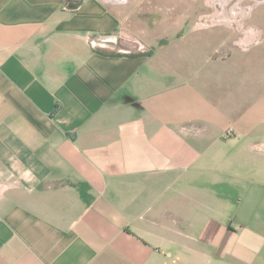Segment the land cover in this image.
<instances>
[{
    "label": "crops",
    "instance_id": "0c3cea01",
    "mask_svg": "<svg viewBox=\"0 0 264 264\" xmlns=\"http://www.w3.org/2000/svg\"><path fill=\"white\" fill-rule=\"evenodd\" d=\"M139 1L0 0V264H264V48Z\"/></svg>",
    "mask_w": 264,
    "mask_h": 264
},
{
    "label": "rangeland",
    "instance_id": "374dc122",
    "mask_svg": "<svg viewBox=\"0 0 264 264\" xmlns=\"http://www.w3.org/2000/svg\"><path fill=\"white\" fill-rule=\"evenodd\" d=\"M170 3L161 0L159 5L156 1L143 0L137 14L140 29L166 30L175 26L178 36L170 40H184L186 35L194 41L196 35L202 34L206 37L199 44L264 48V0H173ZM170 9L174 17L168 21Z\"/></svg>",
    "mask_w": 264,
    "mask_h": 264
},
{
    "label": "trees",
    "instance_id": "16d2710c",
    "mask_svg": "<svg viewBox=\"0 0 264 264\" xmlns=\"http://www.w3.org/2000/svg\"><path fill=\"white\" fill-rule=\"evenodd\" d=\"M74 7H76V6H74ZM96 51H97V52H100V53H102V54H107V55H116V54H118V53L115 52V51L102 50V49H100V48H97Z\"/></svg>",
    "mask_w": 264,
    "mask_h": 264
}]
</instances>
